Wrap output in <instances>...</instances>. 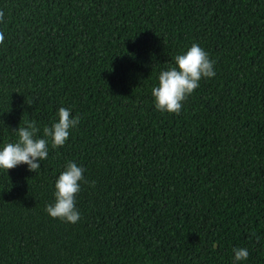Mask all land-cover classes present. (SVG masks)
<instances>
[{"label":"trees","instance_id":"1","mask_svg":"<svg viewBox=\"0 0 264 264\" xmlns=\"http://www.w3.org/2000/svg\"><path fill=\"white\" fill-rule=\"evenodd\" d=\"M0 149L79 115L37 172L0 169V264H264V0H0ZM193 43L215 61L179 115L152 88ZM85 169L80 220L51 218ZM94 186L92 185V182ZM246 248L237 262L233 248Z\"/></svg>","mask_w":264,"mask_h":264},{"label":"clouds","instance_id":"2","mask_svg":"<svg viewBox=\"0 0 264 264\" xmlns=\"http://www.w3.org/2000/svg\"><path fill=\"white\" fill-rule=\"evenodd\" d=\"M4 12L0 11V21ZM5 39L0 32V44ZM172 66L162 70L158 75V83L152 88L155 107L158 111L179 115L183 102L200 86L202 79L213 78L216 75L215 61L199 45L193 43L186 51L173 58ZM58 121L43 128V138L37 136L40 129L32 121L27 126H19L12 131L18 139L6 143L0 149V169L7 171L19 165L26 164L29 171L37 172L41 167L40 161L48 157V143L51 139L52 147H63L69 139L70 130L80 122V117H72V110L60 107L57 112ZM85 169L75 162H68L66 169L55 182V200L45 206V211L53 219L75 224L81 216L76 208V196L81 191L80 182L88 184L84 178ZM94 181L92 185L94 186ZM234 259L237 262L248 259L246 248H233Z\"/></svg>","mask_w":264,"mask_h":264}]
</instances>
